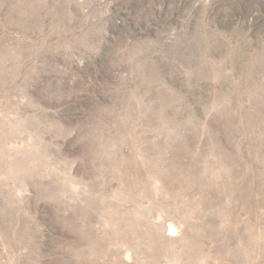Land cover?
<instances>
[{"label":"rangeland","instance_id":"1","mask_svg":"<svg viewBox=\"0 0 264 264\" xmlns=\"http://www.w3.org/2000/svg\"><path fill=\"white\" fill-rule=\"evenodd\" d=\"M0 264H264V0H0Z\"/></svg>","mask_w":264,"mask_h":264},{"label":"bare ground","instance_id":"2","mask_svg":"<svg viewBox=\"0 0 264 264\" xmlns=\"http://www.w3.org/2000/svg\"><path fill=\"white\" fill-rule=\"evenodd\" d=\"M169 234H173L172 232H174V225L173 224H169V228H168Z\"/></svg>","mask_w":264,"mask_h":264}]
</instances>
